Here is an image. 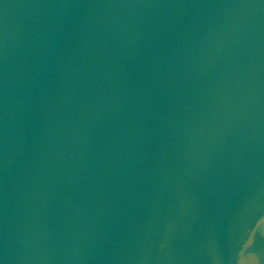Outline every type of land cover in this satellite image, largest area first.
I'll return each instance as SVG.
<instances>
[{"label":"water","instance_id":"1","mask_svg":"<svg viewBox=\"0 0 264 264\" xmlns=\"http://www.w3.org/2000/svg\"><path fill=\"white\" fill-rule=\"evenodd\" d=\"M0 264H264V0H0Z\"/></svg>","mask_w":264,"mask_h":264}]
</instances>
